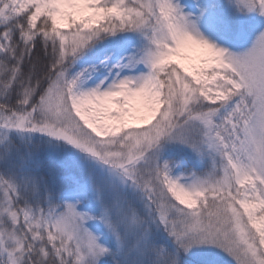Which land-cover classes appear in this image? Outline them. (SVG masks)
<instances>
[{
	"label": "snow or ice",
	"instance_id": "1",
	"mask_svg": "<svg viewBox=\"0 0 264 264\" xmlns=\"http://www.w3.org/2000/svg\"><path fill=\"white\" fill-rule=\"evenodd\" d=\"M0 264H264V0H0Z\"/></svg>",
	"mask_w": 264,
	"mask_h": 264
}]
</instances>
